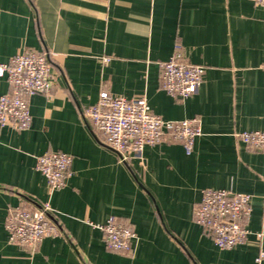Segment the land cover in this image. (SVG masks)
<instances>
[{
  "label": "crops",
  "instance_id": "crops-1",
  "mask_svg": "<svg viewBox=\"0 0 264 264\" xmlns=\"http://www.w3.org/2000/svg\"><path fill=\"white\" fill-rule=\"evenodd\" d=\"M24 50L52 56L54 87L28 99V129L0 127V264H264V153L237 134L264 130V7L250 0H0V63ZM178 51L204 69L176 101L160 64ZM0 79V96L8 92ZM101 91L143 97L165 121L198 119L191 153L146 146L127 164L82 121ZM71 157V176L49 194L36 157ZM205 189L251 198L243 244L218 249L194 218ZM48 202L61 235L30 255L9 244L15 207ZM129 224L130 254L106 249L98 225ZM258 235H260L258 237Z\"/></svg>",
  "mask_w": 264,
  "mask_h": 264
},
{
  "label": "built area",
  "instance_id": "built-area-1",
  "mask_svg": "<svg viewBox=\"0 0 264 264\" xmlns=\"http://www.w3.org/2000/svg\"><path fill=\"white\" fill-rule=\"evenodd\" d=\"M250 1L264 7V0ZM52 56L47 52L24 50L0 63V79H5L9 86L8 92L0 96L1 128L28 129L31 121L28 99L33 95H49L54 87ZM261 68L264 70V64ZM160 69L161 87L176 101L197 93L204 73L203 67L188 63L178 51L161 63ZM80 116L90 130L100 133L101 144L124 164L140 158L144 147L165 141L180 143L189 154L195 138L201 133L196 118L165 121L150 110L143 97L112 96L107 91H101L97 101L82 109ZM237 137L247 148L264 153V130L241 132ZM70 165L71 157L64 153L47 152L36 157L35 168L44 177L49 194L64 186L72 173ZM250 201L246 194L205 189L194 210L195 222L207 232L218 249L231 250L243 244L247 236L245 224L251 214ZM53 216L54 211L47 201L11 209L5 221L8 243L32 255L43 239L61 235ZM97 227L106 249L131 253L135 234L129 224L109 217ZM256 261H264L263 249Z\"/></svg>",
  "mask_w": 264,
  "mask_h": 264
}]
</instances>
